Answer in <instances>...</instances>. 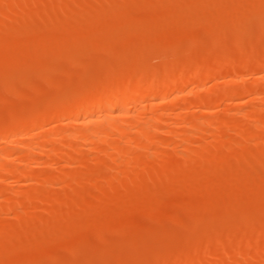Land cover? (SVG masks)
Segmentation results:
<instances>
[{
	"label": "rangeland",
	"instance_id": "374dc122",
	"mask_svg": "<svg viewBox=\"0 0 264 264\" xmlns=\"http://www.w3.org/2000/svg\"><path fill=\"white\" fill-rule=\"evenodd\" d=\"M25 1L26 4L23 0H0V130L10 123L33 118L39 112L55 108L57 105L77 103L107 85L115 92L128 90L129 85L123 79L126 74V77L129 74L131 78L128 76V79L132 81L134 77L136 80L138 75L143 77L152 72L162 74V70H165L167 75L163 74L170 78L195 72L197 75L192 77L191 83L185 88L171 89L167 84L169 78L164 79L160 85L158 81L163 79L162 75L159 78L160 74L155 73L157 83L152 95L157 96L154 110L157 109H151L153 113L147 108L146 111L141 110L145 111L142 112L143 115L139 109L140 105L133 101H118L111 106L115 111V117H112L115 122L122 126L126 123L136 124L127 129L136 130L139 126L138 131L143 125L144 129L146 122L149 125L147 127L154 129L152 134L165 142L147 143L150 151L155 148L152 152L157 156L161 154L158 158L150 151L149 155L148 149L138 148V151L136 145L135 148H130L133 144L129 147V153L125 151L128 159L122 157L124 155H117L119 146L126 148V139L125 143L121 139L122 144H119V141L118 145L115 144L116 148L118 147L115 152L113 146L108 147L109 151L104 146L106 151L96 149L90 152L88 148L95 143V138L89 136V146L88 142L85 146L83 141L82 146L81 143H76L79 145L77 146L74 144L73 134L76 130H87L93 126H86V129L85 126L73 124L74 132L72 125L68 128L64 125L67 119L63 116L48 119L49 122L46 121L39 127H29L30 129H25L26 132L22 131L28 136H19L25 143L31 140L32 144L37 140L34 145L47 140V137L50 140L58 139L59 142L54 141L53 144L46 145L48 147L44 148L45 155L38 157L41 159H38L39 162L36 157V164L35 159L30 160L27 165L17 162L22 150L15 147L11 141L17 137L1 135L3 137L0 139V153H12L13 160L16 159L12 163L0 157L1 164L17 166L19 173L21 170L29 171L26 173L30 177L50 176L42 177L41 181L37 177L35 180V176L31 177L33 180L17 174L14 177L0 176V181L5 182L2 184L6 186L4 193H0V264H192L194 261L191 263L190 260L199 256L200 261L195 258L197 262L193 264H264V128L261 129L264 122V0H244L240 6L232 4L236 3L235 0H216L212 5L203 3L204 0H171L172 5L168 4L170 7L166 4L170 3V0H113L115 3L111 4L112 6L104 0L105 5L108 3L106 6L109 7L106 9L104 5L103 10L99 6L98 10L97 7L93 8L95 6L91 4L96 0L91 4L87 3L90 0ZM201 1L206 4L204 7L200 6ZM79 3H87L85 8L91 5L90 11L95 10L97 13H89V9L82 8ZM164 3L166 8H163ZM83 9L88 10V16L84 15ZM64 16L70 21L63 18ZM204 65L214 66L204 70ZM198 66L203 69L200 74L198 72L201 69L195 70ZM215 66H220V72ZM120 73L122 77L118 76ZM120 78L123 80H118ZM174 105L176 106L173 107ZM123 107L131 113L122 119L123 116L120 117L118 112ZM172 108H175L176 112ZM168 109L172 112L168 113ZM154 114L163 118L165 115L170 124L161 118L158 119L159 124L157 119L153 121L152 119L158 116ZM179 114H182L181 118ZM255 114L260 119L254 116ZM141 116L144 120H141ZM138 117L143 123L136 120ZM152 123L155 126L150 125ZM194 124L200 126L201 130L204 129V139L199 136L200 132H196ZM156 125H159V128ZM169 129L177 131L174 138L166 133ZM193 129L198 134L196 136L201 138L195 136L196 143L191 145V141L182 139L193 136ZM259 132L262 135H259ZM245 133L248 134L244 138ZM179 135L183 138L180 139ZM217 135L220 140L216 141ZM155 137L152 138L155 140ZM249 140L251 141L248 143ZM183 141L189 143L191 149ZM70 142L74 147L81 148H78V151H81L82 155L89 152L93 155L85 154V157L87 155L89 158L84 159L85 157H80L81 153H78L75 154L80 155L79 158L77 156V163L74 159L66 162L63 158L59 159L61 154L59 156L57 150L55 154L59 158L55 159L51 150L56 143L62 145L60 147L56 144V148L61 150L63 157H66V152H71L68 155H74L70 150L73 148L71 144L66 146ZM152 143L160 146H154ZM242 143L243 145H239ZM164 144L171 147L163 148ZM138 152L139 154H136ZM112 153H115L116 157L120 156L122 160L113 161V165ZM108 154H111V157H108ZM182 155L186 157L183 159ZM125 159L130 163L124 161ZM60 160L62 162H59ZM118 162L121 163L117 164ZM115 165H118L119 170ZM108 166L114 168L112 171L117 168L116 173L111 171V177H107L109 179L102 178L110 173L109 168L106 169ZM102 173L104 176H101ZM55 174L61 177L57 178L58 175ZM51 175L57 179L49 182L53 178ZM132 175L134 180L130 179ZM87 178L89 181L82 180H88ZM103 179L109 183H105L106 180L103 182ZM47 182H53V185ZM69 185L71 187H68ZM27 200H34V204L30 205L33 208L30 207L29 211L25 212L27 209L24 206L27 203L24 201ZM12 203H17V206Z\"/></svg>",
	"mask_w": 264,
	"mask_h": 264
},
{
	"label": "bare ground",
	"instance_id": "6f19581e",
	"mask_svg": "<svg viewBox=\"0 0 264 264\" xmlns=\"http://www.w3.org/2000/svg\"><path fill=\"white\" fill-rule=\"evenodd\" d=\"M13 1V0H12ZM32 1V0H31ZM38 1V0H37ZM44 1V0H43ZM92 1H94V0H90V2H87L88 4H91V2ZM103 1V2H102ZM106 1H108L109 2V4L111 5H113V3H115V1L113 2V0H106ZM112 3H111V2ZM157 2H158V0H156ZM161 1V0H160ZM159 1V2H160ZM169 1V0H168ZM207 1V2H206ZM210 1H212V2H210ZM213 1H215L216 2V0H204V2L203 3H206V4H210V5H212V3L213 4H215ZM236 1V3L235 2H233L232 4L233 5H238L239 4V6H240V3L241 2H244V0L242 1V0H235ZM19 2V1H18ZM21 2V1H20ZM28 2V1H27ZM100 4H102V7L99 5V3ZM145 2V1H144ZM246 2V1H245ZM1 3V2H0ZM7 3V2H6ZM23 3H25L26 4V1L24 2V0H23ZM33 3V2H32ZM32 3H31V5H32ZM37 3V2H36ZM81 3H82V1H81ZM81 3H79V5L82 7V8H85V6H87V3H86V5H85V3L83 4V5H81ZM96 3V4H95ZM95 3L94 2H92V4L91 5H93V6H95V7H93V8H96L97 7V10L98 9H100L101 8V10H103L104 8H106L107 9V7H109V6H106L108 3H106V5H105V2H104V0H96L95 1ZM98 3V4H97ZM161 3V2H160ZM202 3V1H201V3H200V6L201 7H204L205 5ZM3 4H5V3H3ZM108 4V5H109ZM158 4V3H157ZM161 4H163V3H161ZM167 4V6H168V4H171V0H170V3H166ZM243 4V3H242ZM10 5V4H9ZM13 5H14V3H13ZM30 5V4H29ZM90 5V6H91ZM97 5V6H96ZM105 5V6H104ZM111 5V6H112ZM160 5V4H159ZM172 5V4H171ZM34 6V5H33ZM32 6V7H33ZM61 6V5H60ZM80 6H79V9H80ZM89 5H88V9H89V13L91 12V14L93 13V12H95V13H97V11H95L94 9V11H90V7ZM100 8H99V7ZM103 6H104V8H103ZM116 6V5H115ZM151 6V5H150ZM154 6V5H153ZM156 6H158V5H156ZM167 6H165V3H164V7H163V5H162V7L163 8H166ZM2 7H4L5 8V6H2ZM25 7H27V5H25ZM29 7V6H28ZM137 7V6H136ZM142 7H143V5H142ZM168 7H170V5L168 6ZM0 8H1V6H0ZM87 8H85V9H87ZM159 8H161V5H160V7ZM30 9V8H29ZM78 9V10H79ZM145 9V8H144ZM10 10V9H9ZM21 10V9H20ZM31 10V9H30ZM100 10V11H101ZM126 10V9H125ZM228 10V9H227ZM40 11V10H39ZM83 12H84V15H86V16H88L87 15V11L88 10H82ZM81 11V13L83 14V12ZM99 11V12H100ZM119 11V10H118ZM0 12H2V11H0ZM4 12V11H3ZM77 12H80V11H77ZM122 12V11H121ZM88 13V14H89ZM106 13V12H105ZM7 15H8V13H6ZM5 14V15H6ZM80 14V13H79ZM81 14V15H82ZM63 15H64V13H63ZM66 16V15H65ZM65 16L63 17V18H65ZM80 16V15H79ZM102 16V15H101ZM106 16V15H105ZM68 18V17H67ZM67 18H65V19H67ZM112 18V17H111ZM15 19V18H14ZM56 19H59V18H56ZM6 20V19H5ZM68 20L70 21V19L68 18ZM65 21V20H64ZM59 22V21H58ZM61 22V21H60ZM65 22H67V21H65ZM81 22V21H80ZM254 22V21H253ZM62 24H63V22H61ZM65 24V23H64ZM14 26V25H13ZM63 26V25H62ZM32 27H33V25H32ZM252 27H253V25H252ZM29 32V31H28ZM11 34V33H10ZM20 34V33H19ZM1 36V35H0ZM70 42V41H69ZM189 42V41H188ZM181 45V44H180ZM182 47V46H181ZM168 48V47H167ZM212 48V47H211ZM194 50V49H193ZM233 50V49H232ZM191 52V51H190ZM239 52H241V51H239ZM235 53H236V51H235ZM249 53V52H248ZM258 53V52H257ZM264 56V55H263ZM98 57V56H97ZM171 58V57H170ZM254 59V58H253ZM108 60V59H107ZM160 60V59H159ZM232 60V59H231ZM170 61V60H169ZM172 61V60H171ZM228 61V60H227ZM233 61V60H232ZM148 62V61H147ZM173 62V61H172ZM217 62V61H216ZM251 62V61H250ZM206 63V62H205ZM212 63V62H211ZM219 63H220V61H219ZM225 63V62H224ZM223 63V64H224ZM247 63V62H246ZM157 64H160V63H157ZM164 64H165V62H164ZM169 64H171V63H169ZM198 64V63H197ZM208 64V63H207ZM221 64V63H220ZM244 64V63H243ZM264 64V63H263ZM161 65V64H160ZM215 65V64H214ZM214 65H211V66H214ZM218 65V64H217ZM225 65V64H224ZM260 65V64H259ZM262 65V64H261ZM170 66V65H169ZM209 66V67H208ZM211 66L210 65H204V70H207V69H209V68H211ZM227 66V65H226ZM200 66H198V68H199ZM194 68V67H193ZM196 68V67H195ZM196 68L195 70H200L199 72H198V74H200L202 71H203V69H202V66H201V68ZM214 68H217L216 70L218 71V72H220V66L219 67H214ZM226 70V69H225ZM75 71V70H74ZM95 71V70H94ZM104 71V70H103ZM192 71V70H191ZM211 71V70H210ZM215 71V70H214ZM216 71V72H217ZM71 72V71H70ZM96 72V71H95ZM102 72V71H101ZM162 74H160L159 72H152V74L150 73L149 75H145V76H141V75H138V76H136V77H138L136 80H135V75L132 77L133 78V81L131 80V82L130 83H132V84H130V83H128L130 80L128 79V76H129V74H128V76L126 77V75H125V78L123 77V79H124V81H127L126 83L129 85V89L127 90H125V91H123V92H115L110 86H106L104 89H101L100 91H98V92H96V93H92V95L91 96H88V97H86L85 99H82V100H80V101H78L77 103H72L71 105H69V104H67L66 106H62V104L59 106V105H57V106H55V108H49V109H47V110H44V111H41V113L39 112L37 115H35L33 118H30V119H23V120H20V121H23V122H21L20 123V121H18V122H15L16 123V125H15V123H10L9 125H7V126H5L4 127V129L1 131L0 130V139H1V137H6V135L8 136V135H11V136H15V137H17V138H15V139H13V140H11L12 141V143H13V145H15V147L17 146L18 148L20 147L21 148V150H22V152H21V154H19L21 157L20 158H18L17 160H19V161H17V162H19V163H21V162H23L25 165H27L26 163H30V160H32L33 161V159H35V161H34V163L36 162V157H37V161H38V159H40L41 158V156L43 157V155L42 154H44V152L46 153V151H44V148L46 147V145H50L51 143L53 144L54 143V141H56V142H59L58 141V139L57 140H50L48 137H47V140H44L45 138L44 137H42V138H44V139H41V140H44V141H40V143H38V145H34V143L37 141H35L34 143H32V144H30L31 143V140H30V142L29 143H25V142H23V141H21L22 139L20 138L21 137V135L23 136H25L26 134L24 133L23 134V130H28V129H30L31 127L33 128V127H39V125H41V124H43V123H45L46 121H48V119H53L54 117H61V116H63V117H66L65 119H67V122L64 124L65 126H67V128H68V126L70 127L71 125H72V128H73V130H74V128L75 127H73L74 125H77V126H80V125H82V126H93L91 129L89 128V129H87V127H86V129L87 130H81V131H78V130H76L77 132H75V130H74V134H73V140H75V143L74 144H76V143H81V141H83L84 142V145L85 144H87V142H88V146H89V144H91V142H89V136L91 137V136H93L94 138H95V143L93 144L92 143V147H91V145H90V147L91 148H88L89 150H90V152H92V151H96V149H97V151L100 149V151H106V148H108V147H112L113 146V150H114V152H115V150L117 151L118 150V147L116 148V145L115 144H117L118 143V141H119V144H122V141H120L121 139L123 140V142L124 141H126V145L124 144V147H126L125 149L124 148H120V146H119V150L117 151L118 153H117V155H124V156H122V157H126L127 158V156H128V154H126L127 152H128V150H129V147H130V145L131 144H133V146L132 147H130V148H135V145L137 146V150H138V148L141 150H147L149 147H148V144L147 143H149V142H153V143H156V144H163V139L162 138H160L161 140H159L158 139V137H155L156 135H153L154 133V129L152 130V129H150L149 127H147V126H149L148 125V123L146 122V124H147V128L146 127H144V129H142L143 128V126H141L142 128H140L138 131H137V129H138V127H136L135 129L136 130H134V128L131 130V129H127V128H129V127H131L132 125L131 124H129V123H126V125L127 124H129L127 127H125L126 125H124V126H122V124L120 125V123L119 122H115L113 119H112V117H115V111H113V107L111 108V106H113V104L114 103H116L117 104V102L118 101H125V100H127V101H133V102H135L136 103V105H140V107L141 108H139L140 109V111L142 110V109H147V108H149L150 110H148V111H151L152 112V110H154V106L157 104V103H155V100H157V96L156 97H154L152 94H153V90H154V86H155V83H157V75L155 74V73H159L158 75V77L160 78V76L162 75V78L163 79H160L158 82L160 83V85L163 83V81H164V79H167V77L164 75V74H166V72H165V70L163 71H160ZM212 72V71H211ZM164 73V74H163ZM72 74V73H71ZM80 74V73H79ZM82 74V73H81ZM124 74V73H123ZM155 76H154V75ZM210 74V73H209ZM264 74V73H263ZM73 75H75V74H73ZM122 74L120 73V75H118V76H120V77H122L121 76ZM152 75V76H151ZM167 75V74H166ZM195 75H197V72H195V74L193 73H189V74H186V75H184V76H177V77H172V78H170V77H168L169 79H168V81H169V83H167L168 84V87L169 88H171V89H182V88H185L186 86H188L189 85V82L191 81V79H192V77L194 76V77H196ZM176 76V75H175ZM199 76V75H198ZM63 77H65V76H63ZM75 77V76H74ZM141 77V78H140ZM155 77V78H154ZM128 80H127V79ZM129 78H131L130 76H129ZM147 78H149L151 81L149 82V79H147ZM151 78H154V79H151ZM122 78H120V79H118V80H121ZM122 79V80H123ZM126 79V80H125ZM147 79V80H146ZM72 80V79H71ZM154 80H155V82H154ZM198 80V79H197ZM261 80V79H260ZM259 80V81H260ZM62 81V80H61ZM153 81V82H152ZM161 81V82H160ZM232 81V80H231ZM258 81V82H259ZM262 81V80H261ZM264 81V80H263ZM262 81V82H263ZM63 82V81H62ZM66 82V81H65ZM76 82V81H75ZM201 82H202V80H201ZM204 82V81H203ZM78 83V82H77ZM191 83V82H190ZM195 83V82H194ZM234 83V82H233ZM200 84V83H199ZM35 85V84H34ZM83 85V84H82ZM87 85V84H86ZM132 85V86H131ZM196 85V84H195ZM9 86V85H8ZM130 86H131V88H130ZM157 86V85H156ZM203 86V85H202ZM201 86V87H202ZM191 87H193V86H191ZM197 87V86H196ZM227 87V86H226ZM127 88V87H126ZM234 88V87H233ZM252 88V87H251ZM260 88H262V87H260ZM264 88V87H263ZM262 88V89H263ZM122 89V88H121ZM166 89V88H165ZM203 89V88H202ZM222 89V88H221ZM228 89H229V87H228ZM253 89H256L257 90V88H253ZM259 89V88H258ZM29 90V89H28ZM39 90V89H38ZM190 90H191V88H190ZM42 91H44V90H42ZM155 91V90H154ZM162 91V90H161ZM168 91H169V89H168ZM220 91H222L223 92V90H220ZM239 91V90H238ZM244 91V90H243ZM31 92V91H30ZM253 92H255V91H253ZM258 92V91H257ZM157 93V92H156ZM164 93H165V90H164ZM163 93V95H165ZM180 93V92H179ZM186 93V92H185ZM190 93V92H189ZM220 93V92H219ZM247 93V92H246ZM262 93H264V90H263V92ZM28 94V93H27ZM45 94V93H44ZM48 94V93H47ZM49 94H50V92H49ZM52 94V93H51ZM60 94V93H59ZM178 94V93H177ZM248 94H249V92H248ZM251 94V93H250ZM249 94V95H250ZM37 95V94H36ZM171 95V94H170ZM179 95V94H178ZM177 95V96H178ZM263 95V94H262ZM41 96V95H40ZM39 96V97H40ZM31 97V96H30ZM33 97V96H32ZM154 97V98H153ZM174 97V96H173ZM182 97H183V95H182ZM239 97V96H238ZM34 98V97H33ZM188 98V97H187ZM159 99H161V98H159ZM165 99H166V97H165ZM164 99V100H165ZM179 99V98H178ZM217 99V98H216ZM231 99V98H230ZM234 99V98H233ZM257 99H261V98H257ZM22 100V99H21ZM78 100V99H77ZM170 101H171V99H169ZM203 100V99H202ZM264 100V99H263ZM123 101V102H124ZM159 101V100H158ZM167 101V100H166ZM165 101V102H166ZM26 101H24V103H25ZM122 102V103H123ZM132 102V103H133ZM175 102V101H174ZM196 102V101H195ZM214 102V101H213ZM212 102V103H213ZM217 102V101H216ZM21 103V102H20ZM23 103V102H22ZM21 103V104H22ZM183 103V102H182ZM126 104V103H125ZM177 104V103H176ZM179 104V103H178ZM196 104V103H195ZM25 106V104H22V106ZM27 105V104H26ZM133 105V104H132ZM163 105V104H162ZM200 105V104H199ZM171 106V105H170ZM176 105H174L173 107H175ZM177 106H179V105H177ZM204 106V105H203ZM218 106V105H217ZM20 107V106H19ZM27 107H29V106H27ZM159 107V106H158ZM200 107H202V106H200ZM199 107V108H200ZM232 107V106H231ZM109 108H111L110 110H109ZM124 108V107H123ZM122 108V110H120V112H118L119 114V116L121 117V116H123L122 117V119L124 118V117H127V116H129L130 115V110L129 109H123ZM132 108V107H131ZM169 108V107H168ZM196 108V107H195ZM19 109V108H18ZM109 110V112H108V110ZM136 109V108H135ZM152 109V110H151ZM157 109V108H156ZM155 109V110H156ZM181 109V108H180ZM116 110V109H115ZM141 111V113L142 112H145V111ZM154 110V111H155ZM163 110V109H162ZM170 109H168V111H169ZM172 110H173V108H172ZM172 110H170V112H168V113H171L172 112ZM174 110H175V108H174ZM173 110V111H174ZM186 110V109H185ZM255 109H253V111H254ZM119 111V110H118ZM153 111V112H154ZM158 111V110H157ZM159 111H161V110H159ZM165 111V110H164ZM246 111V110H245ZM136 112V111H135ZM152 112V113H153ZM166 112V115H168V113ZM174 112H176V111H174ZM249 112V111H248ZM178 113H179V111H178ZM229 113V112H228ZM256 113V112H255ZM0 114H1V112H0ZM135 114V113H134ZM133 114V115H134ZM143 114V113H142ZM144 115V114H143ZM148 115V114H147ZM152 115V114H151ZM155 115V114H154ZM153 115V116H154ZM158 114H156L155 116H157ZM162 115V114H161ZM246 115H248V114H246ZM261 115V114H260ZM119 116H117L116 115V117L117 118H119ZM159 116V117H158ZM157 117H155V118H153L152 120L154 121V120H158V119H166L167 121H168V124H170L169 122V118L168 117H166L165 118V115H164V118H163V116L161 117L160 115H158ZM181 116H182V114H179V118H181ZM253 116V115H252ZM254 116H256V114L254 115ZM57 117V118H58ZM251 117V116H250ZM256 117H258L259 118V116H256ZM130 118V117H129ZM137 118V117H136ZM140 117H138V119H136V120H138V122H142L143 123V121H141V120H144V118H142V116H141V120L139 119ZM168 118V119H167ZM177 118V117H176ZM190 118V120H191V116L189 117ZM253 118V117H252ZM255 118V117H254ZM6 119V118H5ZM61 119V118H60ZM64 119V120H65ZM115 119V118H114ZM160 119V120H161ZM222 119V118H221ZM226 119V118H225ZM224 119V120H225ZM256 119V118H255ZM260 119V118H259ZM8 120V119H7ZM50 120V121H51ZM126 120V119H125ZM131 120V119H130ZM156 120V122L159 124V121L160 120H158L157 121ZM184 120V119H183ZM188 120V119H187ZM224 120H223V123H224ZM230 120V119H229ZM257 120V119H256ZM25 121V122H24ZM54 121V120H53ZM132 121V120H131ZM146 121V120H145ZM144 121V122H145ZM164 121V120H163ZM162 121V122H163ZM197 121V120H196ZM203 121V120H202ZM207 121V120H206ZM213 120H211V122H212ZM232 121V120H231ZM260 121V120H259ZM49 122V121H48ZM126 122V121H125ZM137 122V121H136ZM174 122H176V121H174ZM179 122H180V120H179ZM189 122V121H188ZM190 122H192V120L190 121ZM263 122V121H262ZM261 122V123H262ZM20 123V124H19ZM61 123V122H60ZM141 123V124H142ZM165 123H167L166 121H165ZM164 123V124H165ZM186 123H187V121H186ZM210 123V122H209ZM228 123H230V122H228ZM233 123V122H232ZM18 124V125H17ZM74 124V125H73ZM119 124V125H118ZM216 124V123H215ZM217 124H219V123H217ZM227 124V123H226ZM234 124V123H233ZM10 125H12V126H10ZM134 125L136 126V124L134 123ZM134 125L132 126V127H134ZM150 125H152V126H155V125H153V123L152 124H150ZM172 125V124H171ZM195 125V124H194ZM198 125H200V124H198ZM214 125V124H213ZM212 125V126H213ZM223 125V124H222ZM228 125V124H227ZM230 125H231V123H230ZM159 126V125H158ZM157 125H156V127H158ZM216 126H218V125H216ZM226 126V125H225ZM224 126V127H225ZM229 126V125H228ZM248 126V125H247ZM258 126V125H257ZM263 126H264V122H263ZM262 125H261V129H263L264 127H263ZM28 127V128H27ZM30 127V128H29ZM219 127V126H218ZM217 127V128H218ZM221 127V126H220ZM219 127V128H220ZM227 127V126H226ZM225 127V128H226ZM243 127H244V125H243ZM249 127V126H248ZM259 127V126H258ZM59 128V127H58ZM61 128V127H60ZM159 128V127H158ZM201 128H202V126H201ZM205 128V127H204ZM207 128V127H206ZM214 128V127H213ZM241 129H242V127H240ZM259 128V129H260ZM37 129V128H36ZM55 129V128H54ZM66 129V128H65ZM64 129V130H65ZM77 129V128H76ZM149 129L150 130H152L151 132L149 131ZM162 129V128H161ZM179 129V128H178ZM181 129V128H180ZM194 129L196 130V132H200L199 134V136H202V135H204V133H205V131H204V129H200V126H196L195 125V127H194ZM193 129V130H194ZM212 129V128H211ZM247 129V128H246ZM26 130H25V132H26ZM40 130H41V128H40ZM67 130V129H66ZM69 130V129H68ZM130 130V131H129ZM160 130V129H159ZM195 130H194V132H195ZM223 130V129H222ZM225 130V129H224ZM233 130V129H232ZM234 130H235V128H234ZM240 129H238V131H239ZM244 130V129H243ZM254 130H255V128H254ZM264 130V129H263ZM33 131V130H32ZM41 131H44V130H41ZM54 131V130H53ZM132 131V132H131ZM135 132V134H134V132ZM136 131H137V133H136ZM155 131H156V128H155ZM168 131V130H167ZM203 133H202V132ZM207 131V130H206ZM228 131H230V129L228 130ZM237 131V130H236ZM242 131V130H241ZM256 131V130H255ZM255 131H253V133L255 132ZM262 131V130H261ZM131 134H130V133ZM158 132H162V131H158ZM175 132H177V131H174V129H173V131L171 130L170 131V129H169V131L168 132H166L167 134H169L170 136H173V138H174V136H176V133ZM178 132H179V130H178ZM186 132V131H185ZM196 132H195V134L193 135V136H190V137H188L187 139L185 138H181L180 137V135L178 136L180 139H182V140H184V141H188V142H190L191 143V145L192 144H195L196 142H195V139H196V137L198 138L199 136H196V135H198V134H196ZM207 132H210V131H207ZM206 132V133H207ZM211 132H213V131H211ZM217 132V131H216ZM220 132V131H219ZM231 132V131H230ZM233 132V131H232ZM248 132V131H247ZM20 133H22V134H20ZM42 133H44V132H42ZM47 133V132H46ZM153 133V134H152ZM156 133V132H155ZM165 133V132H164ZM165 133V136H167V134ZM181 133H182V131H181ZM218 133V132H217ZM222 133H223V131H222ZM222 133H220L221 135V137L223 136L222 135ZM224 133H226V132H224ZM241 133V132H240ZM258 132L256 131V134H257ZM32 134V133H31ZM37 134V133H36ZM48 134H49V132H48ZM52 134V133H51ZM50 134V135H51ZM62 134H64V132H62ZM65 134H67V133H65ZM68 134H69V132H68ZM67 134V135H68ZM132 134H134V135H132ZM152 134V135H151ZM185 134H187V133H185ZM208 134V133H207ZM206 134V135H207ZM215 134V133H214ZM226 134H228V133H226ZM242 134H243V132H242ZM248 134V133H247ZM246 133L244 134V138H245V135H247ZM1 135H3V136H1ZM46 135V134H45ZM49 135V136H50ZM132 135V136H131ZM168 135V136H169ZM184 135V134H183ZM189 135V134H188ZM232 135H234V134H232ZM240 135V134H239ZM252 135V134H251ZM259 135H262V133L261 132H259ZM10 136V137H11ZM20 136V137H19ZM26 136H28V135H26ZM40 136H42V134L40 135ZM55 136V135H54ZM114 136V137H113ZM137 136V137H136ZM182 136V135H181ZM196 136V137H195ZM209 136H211L210 134H209ZM218 136V135H217ZM216 136V141L219 139L220 140V138H219V136L217 137ZM38 137V136H37ZM133 137H135V138H133ZM152 137H155V140H156V138H157V140H159L160 142L159 143H157V140L155 141L154 140V138H152ZM178 137H176L177 138V140H178ZM204 136H202V138H203ZM228 137H229V135H228ZM242 137V136H241ZM251 137V136H250ZM254 137V136H253ZM261 137V136H260ZM264 137V136H263ZM30 138H32V137H30ZM51 138V137H50ZM62 138H64V137H62ZM70 138H72V137H70ZM92 138V137H91ZM194 138V139H193ZM199 138H201V137H199ZM225 138V137H224ZM223 138V139H224ZM257 138H259V137H257ZM262 138V137H261ZM260 138V139H261ZM5 139V138H4ZM24 139V138H23ZM35 139H37V138H35ZM96 139L98 140V141H96ZM124 139H126V140H124ZM167 139V138H166ZM191 139H193V140H191ZM204 139V138H203ZM202 139V140H203ZM207 139V138H206ZM222 139V138H221ZM249 139H251V138H249ZM259 139V140H260ZM264 139V138H263ZM262 139V140H263ZM25 140V139H24ZM64 140V139H63ZM63 140H62V143H63ZM169 140H171V139H169ZM175 140V139H174ZM242 140H244V139H242ZM258 140V141H259ZM167 141V140H166ZM181 141V140H180ZM183 141V142H184ZM192 141H194V142H192ZM251 140H249V141H247L248 143L250 142ZM264 141V140H263ZM262 141V142H263ZM83 142L80 144V146H82V144H83ZM203 142V141H202ZM215 142V141H214ZM231 142V141H230ZM237 142V141H236ZM235 142V145L237 144V143H239V141L236 143ZM241 142V141H240ZM254 142H256V141H254ZM253 142V143H254ZM261 142V143H262ZM1 143V142H0ZM4 143V142H3ZM67 143V142H66ZM152 143V144H153ZM165 143V142H164ZM184 143H187V142H184ZM183 143V144H184ZM198 143V142H197ZM261 143H259V144H261ZM5 144V143H4ZM3 144V145H4ZM57 144V143H56ZM56 144H55V147H53L52 148V150L51 151H53V153L55 154L56 153V151L59 153V156H60V154H61V158H59L58 156H56V154L54 155V158L55 159H57L58 160V158L59 159H64V161H71V159L73 160V161H76V163L78 162V158H79V156L80 157H82V158H84L85 157V154H89V153H83V155H82V153H81V151L79 152L78 150V148H80V147H78L77 148V146H79V145H77V146H73L72 144H71V142L70 143H68V145H66V146H69L70 144H71V146L73 147V148H70V150H72V152H74V155H68V153H71V152H66L67 153V155H66V157L69 159H67L66 157H63L62 155V153H61V150H59V148L57 147L56 148ZM60 144V143H59ZM147 144V145H146ZM189 143H187V146L191 149V145L189 144ZM264 143H262V145H263ZM2 145V146H3ZM58 145V144H57ZM83 145V146H84ZM118 145V144H117ZM129 145V146H128ZM154 145V144H153ZM172 145V144H171ZM185 145V144H184ZM208 145V144H207ZM228 145V144H227ZM239 145H243V143L242 144H239ZM47 146V147H48ZM52 146V145H51ZM58 146H60V147H62V145H58ZM65 146V147H66ZM86 146V145H85ZM106 148H105V147ZM115 146V147H114ZM128 146V147H127ZM146 146H147V148H146ZM154 146H160V145H154ZM166 146H169V147H167V149L168 148H170L171 146L168 144V145H165L164 144V147L163 146H161V147H163V148H166ZM177 146V145H176ZM186 146V147H187ZM199 146H202V145H199ZM217 146V145H216ZM226 146V145H225ZM12 147V146H11ZM46 147V148H47ZM123 147V146H122ZM151 148H152V146H150ZM157 147V151L159 150V148ZM195 147V146H194ZM206 147V146H205ZM238 147V146H237ZM3 148V147H2ZM10 148V147H9ZM55 148H56V150H55ZM154 148V147H153ZM178 148V147H177ZM229 148V147H228ZM227 148V149H228ZM233 147H231V149H232ZM3 149H5V148H3ZM8 149V148H7ZM12 149L13 148H11V151H12ZM51 149V148H50ZM67 149L69 150V147H67ZM66 149V150H67ZM74 149V150H73ZM77 149V150H76ZM109 149L110 148H108V150L107 151H109ZM162 149V148H161ZM173 149V148H172ZM179 149V148H178ZM177 149V150H178ZM190 149H187V151L189 150L190 151ZM195 149H196V147H195ZM202 149V148H201ZM207 149H209L208 147H207ZM9 150V149H8ZM17 150V149H16ZM15 149H14V151H16ZM80 150H81V148H80ZM127 150V152H125ZM135 150V149H134ZM136 150V151H137ZM153 150H155V148L154 149H151V151H150V149H148L147 151L149 152H152ZM174 150V149H173ZM172 150V151H173ZM176 150V151H177ZM203 150V149H202ZM215 150V149H214ZM222 150V149H221ZM224 150V149H223ZM19 151V150H18ZM23 151H24V154H22L23 153ZM55 151V152H54ZM64 151V150H63ZM139 151V150H138ZM162 151V150H161ZM175 151V152H176ZM183 151V150H182ZM186 151V150H185ZM195 151H197V149L195 150ZM194 151V152H195ZM6 152H7V150H6ZM65 152V151H64ZM84 152H85V150H84ZM113 152V151H112ZM144 152V151H143ZM150 152L148 153L149 155H153L154 157H155V153H151L150 154ZM167 152V151H166ZM194 152H191V153H193V154H195ZM2 153V152H1ZM0 153V154H1ZM10 153V152H9ZM48 153V152H47ZM52 153V152H51ZM65 153V154H66ZM80 154L79 156L78 155H76L75 156V154ZM107 153H109V152H107ZM129 153V152H128ZM177 153V152H176ZM184 153V152H183ZM12 154V153H11ZM11 154H8V153H5V152H3L1 155H0V157L1 158H4V160H7V161H9V162H14V160H16V159H14L13 160V154L11 155ZM106 154V153H105ZM104 154V155H105ZM113 154V153H112ZM115 154V153H114ZM114 154H113V156H112V160L110 159V158H108V159H110L111 160V162H113V161H115V162H117L118 160L119 161H121L122 159L120 158V156H117L116 157V155L114 156ZM132 154V153H131ZM136 154H139V152L138 153H136ZM141 154H142V152H141ZM148 154H147V156H148ZM157 154H158V152H157ZM164 154H165V152H164ZM174 154V153H173ZM181 154V153H180ZM185 154V153H184ZM198 154V153H197ZM213 154V153H212ZM257 154V153H256ZM15 155V154H14ZM45 155V154H44ZM46 155H48V154H46ZM51 155V154H50ZM53 155V154H52ZM58 155V154H57ZM89 155H93V154H89ZM127 155V156H126ZM134 155V154H133ZM161 154H159L158 156H157V158L160 156ZM40 156V158H38ZM65 156V155H64ZM72 156V157H71ZM77 156H78V158H77ZM95 156V155H94ZM152 156V157H153ZM178 156H179V154H178ZM183 156V155H182ZM181 156V157H182ZM17 157V156H16ZM19 157V156H18ZM45 157V156H44ZM47 157V156H46ZM56 157H58V158H56ZM89 158V156H87L86 155V157L84 158V159H86V158ZM108 157H111V154H110V156H109V154H108ZM114 157H116L115 158V160H113L114 159ZM153 157V158H154ZM161 157V156H160ZM162 157H165V156H163L162 155ZM186 157V156H185ZM184 156H183V159L185 158ZM51 158H53V157H51ZM66 158V159H65ZM82 158H80V159H82ZM91 158V157H90ZM130 158V157H129ZM134 158V159H133ZM132 159L135 161V157H133ZM148 158V157H147ZM152 158V159H153ZM62 159V160H63ZM92 159H95V158H92ZM107 159V160H108ZM128 159V158H127ZM155 159V158H154ZM154 159H153V161H154ZM159 159H161V158H159ZM199 159V158H198ZM41 160V159H40ZM43 160V159H42ZM46 160V159H45ZM83 160V159H82ZM130 160V159H129ZM141 160V159H140ZM73 161H72V163H73ZM90 161H91V159H90ZM99 161H100V159H99ZM124 161H127L126 159L124 160ZM156 161H158V160H156ZM167 161V160H166ZM8 162V163H9ZM39 162V161H38ZM52 162H53V160H52ZM59 162H62L61 160L59 161ZM58 162V163H59ZM98 162V161H97ZM110 162V161H109ZM110 162V164H112ZM149 162V161H148ZM28 163V164H29ZM71 163V162H70ZM80 163H82V161L80 162ZM96 163V162H95ZM108 163V162H107ZM106 163V164H107ZM119 163H121V162H118L117 164H119ZM124 163H126V162H124ZM127 163H130L129 161H127ZM144 163V162H143ZM151 163V162H150ZM157 163V162H156ZM217 163V162H216ZM36 164V163H35ZM39 164V163H38ZM56 164V163H55ZM65 164V163H64ZM88 164V163H87ZM132 164V163H131ZM131 164H129V165H131ZM136 164V163H135ZM198 164V163H197ZM21 165H23V164H21ZM31 165V164H30ZM43 165H44V163H43ZM85 165V164H84ZM113 165H114V162H113ZM113 165H111V166H113ZM133 165V164H132ZM142 165V164H141ZM144 165V164H143ZM153 165V164H152ZM227 165V164H226ZM39 166V165H38ZM48 166V165H47ZM73 166V165H72ZM117 166V168H118V165H115V167ZM121 166V165H120ZM164 166H166V165H164ZM198 166V165H197ZM217 166V165H216ZM59 167V166H58ZM61 167H63V166H61ZM66 167V166H65ZM110 166H108L106 169H108ZM122 167V166H121ZM133 167V166H132ZM141 167V166H140ZM155 167V166H154ZM163 167V166H162ZM194 167V166H193ZM205 167V166H204ZM17 168V166H12V165H5V164H1L0 163V176H2L3 177V175H13V177H14V175H22L23 177L24 176H26V178H28V179H32L33 177L32 176H35V175H32L31 177H30V175H28V173H29V171H25L24 172V170H23V172H21L20 171V173H19V170L18 169H16ZM21 168V167H20ZM35 168V167H34ZM47 168V167H46ZM45 168V169H46ZM52 168V167H51ZM112 168V167H111ZM111 168H109L108 170H110V173H108L107 174V176H104V174L103 175H101V176H104V177H102V178H107V177H111V171L114 169H111ZM116 168V169H117ZM123 168H126V167H124L123 166ZM168 168V167H167ZM177 168V167H176ZM195 168V167H194ZM223 168V167H222ZM38 169V168H37ZM41 169H43V168H41ZM68 169V168H67ZM69 169H70V167H69ZM103 169V168H102ZM115 169V170H116ZM128 169V168H127ZM129 169H130V167H129ZM141 169V168H140ZM36 170V169H35ZM64 170V169H63ZM108 170H106V171H108ZM115 170L114 171H112V172H115ZM117 170H119V168L117 169ZM196 170V169H195ZM67 171V170H66ZM103 171V170H102ZM26 172H28V173H26ZM33 172V171H32ZM50 172V171H49ZM62 172V171H61ZM63 172H65V170L63 171ZM109 172V171H108ZM127 172H130V171H128L127 170ZM198 172V171H197ZM204 172V171H203ZM116 173V172H115ZM120 173H121V171H120ZM123 173V172H122ZM141 173V172H140ZM77 174H80V173H77ZM83 174V173H82ZM114 174V173H113ZM124 174H127L126 172H124ZM123 174V175H124ZM198 174H200V173H198ZM208 174V173H207ZM215 174V173H214ZM55 175H58V174H55ZM109 175V176H108ZM117 175V174H116ZM120 175H122V174H120ZM195 175V174H194ZM209 175V174H208ZM45 176H50V175H44V177L43 176H35L34 177V179L36 180V177L38 178V179H40V181H41V179H43V178H45ZM52 176V175H51ZM129 176V175H128ZM187 176V175H186ZM5 177V176H4ZM7 178H8V176H6ZM10 177V176H9ZM41 177V178H40ZM43 177V178H42ZM53 178H51V180H49V182H51L53 179H57V178H59V177H61L60 175H58V177L57 178H55L54 176H52ZM109 177V178H110ZM113 177V176H112ZM116 177V176H115ZM118 177H120V176H118ZM123 177V176H122ZM145 177V176H144ZM202 177V176H201ZM205 177H206V175H205ZM255 177V176H254ZM7 178H5V179H7ZM101 178V179H102ZM109 178H107V179H109ZM114 178V177H113ZM113 178H111L112 180H113ZM126 178H127V176H126ZM196 178V177H195ZM233 178V177H232ZM4 179V178H3ZM17 179V178H16ZM22 179V178H21ZM37 179V180H38ZM88 179V178H87ZM110 179V180H111ZM120 179H121V177H120ZM119 179V180H120ZM131 180L133 179V175H132V177L130 178ZM144 179V178H143ZM175 179V178H174ZM1 180V179H0ZM33 180V179H32ZM82 180H84V181H89V179L88 180H86V179H82ZM106 179H103L102 181L104 182ZM109 180V181H110ZM111 180V181H112ZM127 180H128V178H127ZM126 180V181H127ZM134 180V179H133ZM190 180V179H189ZM248 180V179H247ZM44 181V180H43ZM42 181V182H43ZM46 181H48V179L46 180ZM61 181V180H60ZM77 181V180H76ZM92 181H93V179H92ZM91 180H90V182H92ZM113 181H115V180H113ZM118 181V180H117ZM176 181V180H175ZM1 182V181H0ZM11 182V181H10ZM27 182H28V180H27ZM30 182V181H29ZM37 182H39V180L37 181ZM62 182V181H61ZM65 182H67V181H65ZM100 182V181H99ZM102 182V183H103ZM109 183L107 180L105 181V183ZM183 182V181H182ZM185 182V181H184ZM249 182V181H248ZM251 182V181H250ZM2 183H5V182H1V186L2 187H0V193H2L3 192V190H4V188L6 187H4V185L2 184ZM45 183V181L43 182V184ZM48 183V182H47ZM53 183V182H52ZM52 183H48V184H52ZM60 183V182H59ZM68 183V182H67ZM87 183V182H86ZM101 183V184H102ZM192 183V182H191ZM228 183V182H227ZM9 184V183H8ZM7 184V185H8ZM28 184H31V183H28ZM93 184V183H92ZM104 184V183H103ZM119 184V183H118ZM140 184V183H139ZM33 185V184H32ZM53 185V184H52ZM58 185V184H57ZM88 185V184H87ZM105 185V184H104ZM201 185V184H200ZM11 186V185H10ZM71 186H72V183H71ZM70 185L68 186V187H71ZM63 187V186H62ZM99 187V186H98ZM108 187V186H107ZM3 188V189H2ZM8 188V187H7ZM136 188V187H135ZM143 188H145V187H143ZM93 189V188H92ZM130 189V188H129ZM137 189V188H136ZM8 190V189H7ZM10 190V189H9ZM50 190H52V189H50ZM67 190H68V188H67ZM124 190V189H123ZM147 190V189H146ZM149 190V189H148ZM157 190V189H156ZM14 191V190H13ZM34 191V190H33ZM93 191V190H92ZM35 192V191H34ZM38 192V191H37ZM86 192V191H85ZM4 193V192H3ZM36 193V192H35ZM104 193V192H103ZM135 193V192H134ZM9 194V193H8ZM22 194V193H21ZM63 194V193H62ZM29 195V194H28ZM146 195V194H145ZM2 196V195H1ZM36 196V195H35ZM34 196V197H35ZM38 196V195H37ZM56 196V195H55ZM76 196V195H75ZM30 197V196H29ZM48 197V196H47ZM83 197V196H82ZM13 198V197H12ZM31 198V197H30ZM52 198H53V195H52ZM74 198V197H73ZM81 198V197H80ZM112 198H113V196H112ZM11 199V198H10ZM27 199V198H26ZM25 199V200H26ZM29 199V198H28ZM39 199V198H38ZM37 199V200H38ZM46 199V198H45ZM16 200V199H15ZM22 200H24L23 198H22ZM30 200V199H29ZM32 200V199H31ZM36 200V201H37ZM42 200V199H41ZM88 200V199H87ZM54 201V200H53ZM77 201V200H76ZM134 201V200H133ZM136 201V200H135ZM23 202V201H22ZM24 202H26L27 204H25V206H24V208H26L27 210L25 211V212H28L29 211V208L32 206V204H34V200L33 201H24ZM30 202H32V203H30ZM38 202H40L39 200H38ZM64 202V201H63ZM66 202V201H65ZM68 202H69V200H68ZM47 203V202H46ZM62 203V202H61ZM72 203H73V201H72ZM88 203V202H87ZM17 204V203H16ZM15 204V205H16ZM35 204H36V202H35ZM41 204V203H40ZM49 204V203H48ZM66 204V203H65ZM89 204V203H88ZM92 204V203H91ZM122 204V203H121ZM12 205H14V203H12ZM14 205V206H15ZM31 205V206H30ZM123 205V204H122ZM7 206V205H6ZM9 206V205H8ZM17 206V205H16ZM91 206V205H90ZM21 207V206H20ZM62 207V206H61ZM71 207V206H70ZM103 207V206H102ZM131 207V206H130ZM24 208H22V209H24ZM31 208H33V207H31ZM75 208V207H74ZM73 208V209H74ZM15 209H17V208H15ZM20 209V208H19ZM34 209H35V207H34ZM33 209V210H34ZM124 209V208H123ZM4 210H6V209H4ZM12 210L14 211V208H12ZM67 210V209H66ZM115 210V209H114ZM18 211V210H17ZM17 211H15V214L17 213ZM99 211V210H98ZM121 211V210H120ZM19 212V211H18ZM24 212V211H23ZM22 212V213H23ZM5 213V212H4ZM13 214V213H12ZM27 214V213H26ZM19 214H17V216H18ZM29 215V214H28ZM117 215V214H116ZM72 216V215H71ZM259 216V215H258ZM94 217V216H93ZM65 218V217H64ZM12 219V218H11ZM80 220V219H79ZM16 221V220H15ZM96 222V221H95ZM113 222V221H112ZM2 223H4V222H2ZM85 224H86V222H85ZM35 225V224H34ZM78 225V224H77ZM27 226V225H26ZM31 226V225H30ZM63 226V225H62ZM79 226V225H78ZM8 227V226H7ZM6 227V228H7ZM85 227V226H84ZM47 228V227H46ZM45 228V229H46ZM57 228V227H56ZM83 228V227H82ZM168 228V227H167ZM179 228V227H178ZM0 229H2L1 227H0ZM3 229H5V228H3ZM24 229V228H23ZM99 229V228H98ZM0 231H2V230H0ZM29 231V230H28ZM53 231V230H52ZM173 231V230H172ZM174 231H175V229H174ZM183 231V230H182ZM2 233V232H1ZM185 233V232H184ZM17 234V233H16ZM50 234V233H49ZM8 235V234H7ZM28 235V234H27ZM55 236V235H54ZM188 236V235H187ZM17 237V236H16ZM60 237V236H59ZM42 238V237H41ZM58 240V239H57ZM2 241V240H1ZM12 241V240H11ZM41 241V240H40ZM15 242V241H14ZM33 243V242H32ZM42 244V243H41ZM264 244V243H263ZM27 245V244H26ZM19 247V246H18ZM251 247V246H250ZM260 247V246H259ZM205 248V247H204ZM222 248V247H221ZM19 249H20V247H19ZM238 249V248H237ZM248 249H250V248H248ZM260 249V248H259ZM33 250V249H32ZM223 249H221V251H222ZM232 250H234V248L232 249ZM239 250H241V249H239ZM252 251V250H251ZM202 252V251H201ZM200 252V253H201ZM204 252V251H203ZM230 252V251H229ZM228 252V254H230ZM246 252H248V250H246ZM253 252V251H252ZM251 252V253H252ZM208 253V252H207ZM236 253V252H235ZM29 254V253H28ZM210 254V253H209ZM239 254V253H238ZM246 254V253H245ZM253 254V253H252ZM203 255V254H202ZM212 255V254H211ZM233 255V254H232ZM244 256V255H243ZM2 257H3V255H2ZM29 257V256H28ZM226 257V256H225ZM27 258V257H26ZM196 258V257H195ZM195 258H192L190 261H191V263H192V260L195 262H197V260H199V258H200V256L199 257H197L196 259ZM215 258V257H214ZM254 258V257H253ZM3 259V258H2ZM206 259V258H205ZM233 259V258H232ZM231 259V260H232ZM207 260V259H206ZM206 260H204V261H206ZM230 259H228V261H231ZM254 260V259H253ZM200 261V260H199ZM248 261V260H247ZM4 262V261H3ZM113 262V261H112ZM128 262V261H127ZM152 262V261H151ZM193 262V263H194ZM201 262H202V260H201ZM263 262V261H262ZM190 263V262H189ZM192 263V264H193ZM229 263V262H228ZM230 263H232V262H230ZM260 263V262H259ZM6 264V263H5ZM112 264V263H111ZM183 264H185V263H183ZM196 264V263H195ZM198 264H200V263H198ZM202 264V263H201ZM207 264V263H206Z\"/></svg>",
	"mask_w": 264,
	"mask_h": 264
}]
</instances>
